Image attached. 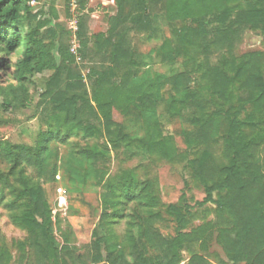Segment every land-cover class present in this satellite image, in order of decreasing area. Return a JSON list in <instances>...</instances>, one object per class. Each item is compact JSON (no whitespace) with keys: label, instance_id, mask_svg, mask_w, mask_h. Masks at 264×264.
Here are the masks:
<instances>
[{"label":"trees","instance_id":"1","mask_svg":"<svg viewBox=\"0 0 264 264\" xmlns=\"http://www.w3.org/2000/svg\"><path fill=\"white\" fill-rule=\"evenodd\" d=\"M29 1L0 0V53L10 56L21 50V60L14 73L15 86L0 87V110L18 111L29 107L32 101L29 89H37V78H44L39 97L42 102L51 105L52 117L58 121L48 115L46 129H40L36 136L37 155L48 157V144L51 140H60L62 134L67 137L78 133L84 139H90L100 132L106 140L104 147L110 144L113 148L125 146L141 149L148 154L153 152L151 150L155 145L148 142L151 134L147 133L157 126L159 104L165 102L161 90L168 86L173 93L169 98L171 118L180 117L183 120L188 127L186 140L193 144L189 161L192 178L204 186L206 197L198 206L207 203L215 205L214 224L220 244L232 264H264V51L248 53L239 58L231 55L233 36L238 29L258 31L264 35V7L257 5L264 3V0L236 9L213 5L211 0H116L119 10L116 24L109 30L107 38L98 43L99 49H109L108 56H103L108 64L92 67L86 75L87 81L91 82L90 96L79 68L73 64L74 57L66 34L47 31L40 36V24L35 19L36 15L30 13ZM128 6L130 9L125 13ZM158 11L171 13L177 19L199 20L196 27L180 29L178 39L180 49L193 44H197L199 49L203 48V64L211 51L220 53L225 48L229 56L221 67L206 68L204 77L211 96L218 102V111L205 120L197 116L205 105L193 97L190 88L192 74L189 71L169 78L154 76L150 71L136 72L146 64L143 55L129 44L127 36L133 31H147L151 16ZM208 19L218 26L209 42L203 24ZM48 32L56 37L50 45L55 47L57 44L59 62L53 56L51 46L45 43ZM76 38L80 53L84 56L86 43L82 23L78 24ZM4 63V59H0V69ZM236 94L235 109L244 115L242 122L228 116L226 109L224 113L221 112L225 105L231 104ZM132 109L138 112L143 124L144 136L140 138L124 133L112 117L113 110L125 115ZM221 116H228L226 135L221 137L223 142H219L216 133L217 121ZM51 121L54 124H49ZM246 130L253 131V135L248 137ZM14 149L20 153L25 150L21 146ZM103 153L105 151L100 149L87 157L72 159L75 162L85 160L88 166L86 172L79 173L74 163L73 170L79 177L74 178L72 171L69 181L76 185L86 183V175L98 167ZM218 155L227 160L225 166L217 164ZM119 183L118 187L111 188L114 202L110 204L113 210L118 211L120 204H133L137 211L146 212L142 215L134 212L138 221L132 227L140 229V238L132 247L133 261L128 262L122 251L110 246L104 264H150L145 256L148 248L154 252L157 264H180L178 251L181 248L186 249L189 255L187 264H210L197 254L201 246L199 241L190 238L191 231L186 232L199 219L197 214L189 211L182 213L177 208L169 207L168 214L175 223V236L163 237L160 229L170 226L160 214L150 212L153 202L151 198L147 199L150 192L148 187L139 184L125 172ZM214 194L216 199L213 198ZM26 197L30 204L28 210L17 209L18 214L13 217V222L28 230V248L35 264H49V259L52 264L103 262L99 239L92 241L84 254H75L66 244L57 248L52 238L49 212L45 207V191L41 186H30ZM118 197L124 202L116 200ZM199 228L205 229L207 225ZM8 258V251L0 245V264H6ZM25 258L29 256L25 254Z\"/></svg>","mask_w":264,"mask_h":264},{"label":"rangeland","instance_id":"2","mask_svg":"<svg viewBox=\"0 0 264 264\" xmlns=\"http://www.w3.org/2000/svg\"><path fill=\"white\" fill-rule=\"evenodd\" d=\"M211 3L236 9L253 6L258 0H211ZM257 5L264 7V3ZM28 7L40 24V36L47 31L66 34L68 47L74 57L73 64L79 68L90 96L91 82L87 81L86 75L92 67H98L101 63L108 64V60L103 56H108L109 49H99L98 43L107 38L109 30L116 24L119 15L116 0H30ZM129 9V6L126 7L125 13ZM150 19L151 25L147 31H133L127 36L129 44L143 55L146 64L136 71L137 74L150 71L154 76L162 75L169 78L189 71L192 74L190 88L193 97L205 105L197 116L201 120L209 118L213 112L218 111V102L211 96L204 75L207 66L221 67L224 60L229 58L225 48L220 53L211 51L206 63L203 64L204 59L201 54L203 48L199 49L197 44H185L183 49L179 47L178 31L184 27H196L199 23L197 18L177 19L171 13L158 11ZM210 20L203 21L208 42L213 39V31L218 27ZM80 23L86 43L84 56L80 53L79 41L76 38ZM46 36V44H53L56 40V37L49 32ZM50 46L53 56L59 62L56 54L57 44L55 47ZM263 51L264 35L258 31L240 28L233 36L232 56L239 58L248 53ZM0 59L5 61L0 69V87L15 86L14 73L21 60V50L10 56L0 53ZM119 75L117 78L120 77ZM43 80L44 78H37V89H29L32 98L29 107L18 111L0 110V234L2 235L0 245L8 251L9 258L6 264H27V261L28 264H35L28 248V230L13 222V217L18 214L17 209L29 208L26 195L30 186H41L45 191L47 199L45 207L49 212L52 238L57 248L66 244L75 254H84L90 243L99 239L101 240L99 252L103 258V262L99 264H104L110 246L122 251L128 262H132V247L140 238V229L132 227V224H137L138 221L135 220L134 213L138 208L133 204H120L118 211H114L110 204L114 202L111 188L121 184L119 181L123 172L128 176L130 174L139 184L148 187L150 192L147 199L151 198L153 202V206L149 208L150 212L160 214L170 226L168 229H160L159 232L163 237L175 236L173 230L175 223L168 214L169 207L177 208L182 213L189 211L197 214L199 219L186 229V232H192L190 238L197 239L201 244L197 254L210 264H232L220 244L218 230L214 224L215 205L207 203L198 206L206 197L204 186L192 178L189 161L192 157L193 144L186 140L188 127L183 120L180 117L171 118L169 98L173 93L168 86L161 90L162 100L165 102L159 104L157 126L151 130V133H147V135L151 134L150 138H147L148 142L155 145L151 150L153 152L148 154L141 149L134 150L125 146L113 148L110 144L104 147L106 140L101 132L90 139H84L81 134L76 133L67 137L62 134L60 140H51L48 144L50 154L46 157L37 155L38 149H35L36 136L40 129H46L48 115L53 119L51 105L42 102L39 97L40 84ZM236 88L235 85V90ZM236 97L237 94L234 95L231 104L225 105L221 112L224 113L226 109L228 116L242 122L244 115L235 109ZM230 108L232 109L228 110ZM228 116H221L217 121L216 133L219 142H223L221 137L226 135ZM112 117L127 135L139 138L144 136L143 124L136 110L132 109L125 115L113 110ZM49 124H54V121ZM245 133L248 137L253 135L251 130H246ZM15 146L25 148L24 152L20 153L14 149ZM5 147L13 149L6 150ZM100 149L105 153L98 161V167L86 175L88 181L78 185L71 183L70 174L74 172L73 177H79L73 170V164L78 167L79 173L86 172L88 166L85 160L75 162L72 159L79 156L87 157L88 154H94ZM43 161L45 162L41 164ZM216 162L220 167L227 164V160L219 155L216 157ZM58 190H61L66 201L61 207L57 201ZM213 198L216 199L215 194ZM116 200L124 202L120 197ZM137 212L138 215H142L146 210ZM205 224L207 228H199ZM178 252L181 257L180 264H187L189 255L186 249L181 248ZM25 254L30 259H26ZM145 256L150 264H157L154 260V252L149 248ZM48 263L52 264V260L49 259Z\"/></svg>","mask_w":264,"mask_h":264},{"label":"built area","instance_id":"3","mask_svg":"<svg viewBox=\"0 0 264 264\" xmlns=\"http://www.w3.org/2000/svg\"><path fill=\"white\" fill-rule=\"evenodd\" d=\"M58 195H59V198H58L57 201H58V205L61 207V206L66 204V201H65V198L62 195L61 190H58Z\"/></svg>","mask_w":264,"mask_h":264}]
</instances>
